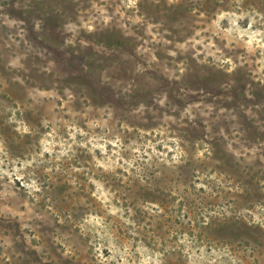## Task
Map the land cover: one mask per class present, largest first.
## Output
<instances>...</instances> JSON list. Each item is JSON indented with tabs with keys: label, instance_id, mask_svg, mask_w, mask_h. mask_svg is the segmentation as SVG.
Wrapping results in <instances>:
<instances>
[{
	"label": "rangeland",
	"instance_id": "rangeland-1",
	"mask_svg": "<svg viewBox=\"0 0 264 264\" xmlns=\"http://www.w3.org/2000/svg\"><path fill=\"white\" fill-rule=\"evenodd\" d=\"M0 264H264V0H0Z\"/></svg>",
	"mask_w": 264,
	"mask_h": 264
}]
</instances>
